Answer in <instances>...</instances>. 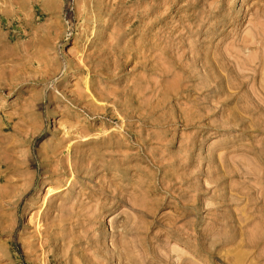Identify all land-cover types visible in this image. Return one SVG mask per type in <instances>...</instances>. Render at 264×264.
Returning a JSON list of instances; mask_svg holds the SVG:
<instances>
[{
  "label": "rangeland",
  "instance_id": "1",
  "mask_svg": "<svg viewBox=\"0 0 264 264\" xmlns=\"http://www.w3.org/2000/svg\"><path fill=\"white\" fill-rule=\"evenodd\" d=\"M0 264H264V0H0Z\"/></svg>",
  "mask_w": 264,
  "mask_h": 264
},
{
  "label": "bare ground",
  "instance_id": "2",
  "mask_svg": "<svg viewBox=\"0 0 264 264\" xmlns=\"http://www.w3.org/2000/svg\"><path fill=\"white\" fill-rule=\"evenodd\" d=\"M256 20H257V22H258V19H256ZM256 33H257V32H256ZM248 34H249V33H248ZM256 36H257V35H256ZM249 37H250V36H249ZM243 38H244V37H243ZM250 39H251V38H250ZM259 40H260V39H259ZM251 41H252V40H251ZM253 41H254V40H253ZM253 41H252V42H253ZM256 41H257V40H256ZM245 43H246V41H245ZM254 43H255V42H254ZM253 50H255V52L257 51L256 48L253 49ZM237 51H238V49H237ZM239 52H240V51H239ZM242 53H243V52H241V54H242ZM251 53H254V52H250V54H251ZM242 55H243V54H242ZM244 55H245V54H244ZM248 55H249V54H248ZM248 55H247V56H248ZM249 56H250V55H249ZM251 56H252V55H251ZM251 56H250V57H251ZM159 72H160V71H159ZM172 80H173V79H172ZM170 81H171V80H170ZM260 104H261V103H260ZM262 107H263V106H262ZM243 116L245 117L246 115H243ZM238 117H239V116H238ZM246 117H247V116H246ZM250 119H251V118H250ZM185 120H186V119H185ZM240 121H241V120H240ZM241 122H242V121H241ZM85 137H86V136H85ZM67 150H68V149H67ZM93 151H94V150H93ZM93 151H92V152H93ZM99 153H100V152H99ZM99 153H98V154H99ZM65 157H66V156H65ZM89 158H90V157H89ZM62 161H63V160H62ZM64 162H65V161H64ZM67 162H68V161H67ZM94 162H95V161H94ZM60 163H62V162L60 161ZM73 163H74V162H73ZM239 164H240V163H239ZM60 165H61V164H60ZM78 165H79V164H78ZM78 167H79V166H78ZM73 169H74V168H73ZM67 172H68V171H67ZM69 172H70V171H69ZM70 173H71V172H70ZM68 176H69V175H68ZM70 176H71V175H70ZM1 178H2V177H1ZM66 178H68V177H66ZM243 179L245 180V178H243ZM63 182H64V181L62 180V183H63ZM249 182H250V181H249ZM64 183H65V182H64ZM255 186H257V185H255ZM59 187H60V186H58L57 188H59ZM48 188H49V187H48ZM49 189H50V188H49ZM49 189H48V191H49ZM54 189H56V188H54ZM51 190H52V189H51ZM253 190H254V189H253ZM233 194H234V193H233ZM2 198H3V197H2ZM227 199H228V198H227ZM261 199H262V198H261ZM125 236H126V235H125ZM125 238H126V237H125ZM225 240H226V239H225ZM203 250H204V249H203Z\"/></svg>",
  "mask_w": 264,
  "mask_h": 264
}]
</instances>
